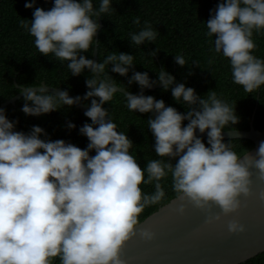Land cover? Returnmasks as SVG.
<instances>
[{"label":"clouds","instance_id":"1","mask_svg":"<svg viewBox=\"0 0 264 264\" xmlns=\"http://www.w3.org/2000/svg\"><path fill=\"white\" fill-rule=\"evenodd\" d=\"M35 5L36 0H27L25 7L34 9L32 19H22L20 26L34 37L39 53L66 62L72 76L85 70L91 75L83 96L70 97L67 90L50 92L45 83L25 85L18 89L23 93L21 110L40 116L83 103L91 123L79 128L88 139L82 149L48 138L38 125L28 132L18 131V121L8 119L6 110L0 108V264H57V260L59 264H126L122 258L125 242L136 234L143 210L165 197L161 181L169 175L179 199L202 210L214 204L224 215L237 212L240 197L250 194V169H257L264 179V140L254 155L249 151L238 154L233 144L238 139L225 140L226 130L231 134L240 121L236 103L215 90L199 95L166 69L151 79L147 71L133 70L134 55L129 53L112 52L100 62L86 57L83 53L90 52L94 43L99 45L94 39L98 21L114 10L113 0H99L98 6L94 0H53L47 10ZM134 23L140 25L139 17ZM204 23L206 35L214 37L210 51L228 58L233 83L247 93L264 86V58L254 54L253 38L254 33L264 31V0H219ZM158 35L145 21L129 34V40L141 46L154 42ZM174 59L181 67L187 65L183 54ZM109 71L125 77L132 71L128 85L135 82L141 90L161 84L186 111L166 106L163 99L142 91L134 94L119 87ZM117 92L128 110L155 112L147 126L158 158L143 167L130 152L133 141L104 107ZM75 127L67 124L69 129ZM197 132L206 133V142ZM142 184L153 185L154 191H143ZM220 218L210 217L209 222ZM227 227L232 233L245 231L235 219ZM140 235L147 240L154 236L148 230H141Z\"/></svg>","mask_w":264,"mask_h":264},{"label":"trees","instance_id":"2","mask_svg":"<svg viewBox=\"0 0 264 264\" xmlns=\"http://www.w3.org/2000/svg\"><path fill=\"white\" fill-rule=\"evenodd\" d=\"M26 2L27 0H0V107L19 95L21 91L18 89L25 85L36 87L45 83L49 87L67 90L73 97L83 96L88 90L85 81L91 74L85 70L79 76H72L66 62L61 63L54 57L39 53L34 37L20 26L22 19H32L34 9L26 8ZM98 2L99 0H94V5L98 6ZM218 3L219 0H113L114 10L98 21L101 27L94 39L99 41V45L94 43L91 51L83 54L93 59L96 49L97 62L112 52L132 54L134 71H147L151 79H157V72L166 69L178 82L193 87L199 95L215 90L230 103H236V113L240 121L235 130L248 131L252 120L254 129L264 132V86L254 93L245 92L242 86L233 83L228 58L210 51L213 47L210 40L214 37L206 35L207 27L204 22L209 18L210 10ZM52 4L53 0H36L35 6L47 10ZM137 17L140 25L134 23ZM145 21L150 22L159 35L154 42L141 46L132 45L129 34L143 27ZM253 38L257 44L254 54L264 58V31L254 33ZM157 48L160 49L158 54L151 56ZM180 54L187 61V65L183 67L174 59L175 55ZM210 59H213L212 63H209ZM109 75L116 80L119 87L127 88L134 94L141 89L135 82L128 85L132 71L127 77L111 71ZM144 94L163 99L166 106H173L180 112L186 111L182 104L174 100L171 90L165 91L162 86ZM23 103L21 96L13 104L9 103L2 108L6 110L8 119L18 121L16 130L28 132L33 125H38L45 129L48 138L52 140L63 139L82 149L87 146L88 139L79 133V128L85 122L91 121L75 106H63L47 114L30 116L21 110ZM104 107L109 109L118 129L126 132L133 141L134 146L130 152L141 167L148 160L158 158L152 148L154 138L147 126V119L152 116L128 110L123 95L119 92ZM69 122L76 127L67 128ZM204 139L206 142V138ZM233 144L234 150L240 155H245L254 146L246 139L234 140ZM161 183L165 188V197L146 207L140 214L138 223L177 197L172 189L170 175ZM141 188L145 192L154 191L151 184H142ZM242 264H264V252Z\"/></svg>","mask_w":264,"mask_h":264},{"label":"water","instance_id":"3","mask_svg":"<svg viewBox=\"0 0 264 264\" xmlns=\"http://www.w3.org/2000/svg\"><path fill=\"white\" fill-rule=\"evenodd\" d=\"M96 57L95 49L94 61ZM161 86L157 84L150 89H140L137 94L141 91L144 94ZM60 90L48 86L50 92ZM21 96H23L22 92L0 108L9 103L13 104ZM73 106L84 114L86 105L77 103ZM148 114L153 117L155 112ZM197 134L206 138V133L197 132ZM233 138L251 141L254 146L249 152L254 155L259 142L264 140V132L255 130L251 120L248 131L235 130L231 134L229 131L225 132V139ZM250 171L252 181L250 194L240 197L241 206L235 213L224 215L214 204L210 209L202 210L187 199H179L178 196L159 207L157 211L138 223L136 234L125 242L122 258L126 264H242L263 253L264 199L261 198V193H264V179H261L259 171L254 167ZM181 208L184 209L183 212L180 211ZM216 215H220L221 218L209 222V218ZM233 219L245 226L244 232L228 231V222ZM141 230L152 232L153 238L151 240L143 238L140 235Z\"/></svg>","mask_w":264,"mask_h":264}]
</instances>
